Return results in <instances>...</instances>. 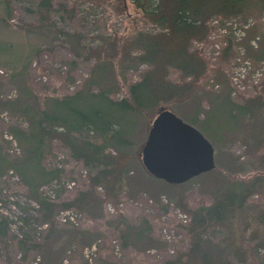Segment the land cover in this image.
Listing matches in <instances>:
<instances>
[{
  "label": "rangeland",
  "instance_id": "rangeland-1",
  "mask_svg": "<svg viewBox=\"0 0 264 264\" xmlns=\"http://www.w3.org/2000/svg\"><path fill=\"white\" fill-rule=\"evenodd\" d=\"M68 1L76 4V17L80 20L76 22L78 27L63 20L57 13H50V22L43 20L40 23L34 12L38 0H0V67L4 72L0 73V99H17L18 103L34 105L35 95L42 97L72 93L86 79L95 85L93 91L105 90L115 100H119L126 95L128 84L138 79L143 64L134 65L114 59L97 65L92 70L93 58L84 59L83 55L69 50L75 47L72 35L76 30L84 35L80 42V51L84 52L86 47L99 45L100 36L110 35L114 31L126 36L134 26L147 33L159 32L161 28L141 19L132 0ZM54 6L56 8L55 3ZM25 9L33 12L28 14ZM248 18L254 20V31L250 30L252 25L245 31L244 36L237 38L236 29ZM208 23L210 30L204 52L210 58L211 70L207 82L187 100L166 104V108L197 128L211 143L216 169L200 173L177 186L153 177L142 164L140 149L157 112L146 109L144 114H129L133 124L127 121L123 129L131 134L127 136L126 145L120 149L129 153L130 159L127 172L120 183L119 202L115 205L112 201L102 203L95 200L81 211L68 208L69 213L61 214V210L56 212L55 221L58 224L47 240L44 243L41 241L43 246L36 251L37 256L30 259L28 264H35L37 260L38 264H67L70 253L73 261L80 260L79 264H152L156 261L154 255L160 259L164 256V251L173 254L169 252V246L158 234L157 226L151 220L155 206L159 203V195L164 194L173 201L176 194L181 192L186 196L189 206L193 207L202 201L209 202L210 196L225 185L228 174L250 180L254 176L255 167L251 166L252 161H259L256 156L264 149V140L261 141L264 134V107L251 115L246 114L242 104L252 96L254 86L264 76V73L259 79L254 76L262 62L258 60V54H264V8H253L247 14L231 18L216 16ZM254 34L260 36L259 48L253 46L256 40L251 36ZM229 45L227 54L223 56V49ZM36 49L46 51L43 52L40 66L32 70L37 63L33 56ZM246 61L251 63V71H248ZM45 65L47 68L44 70ZM87 86L84 88L89 89ZM87 101L102 109H108L105 102L99 103L98 100L90 98ZM9 124L25 127L26 122L22 116L16 115L12 119L8 112L0 109V142L2 139L6 141L7 151L14 154L18 148L6 131ZM255 143H258L257 148L261 147V152L258 149L255 153ZM54 154L55 164L60 166L65 158L63 152L57 150ZM81 169L82 167L77 168L76 178L86 183L88 174ZM260 175L263 176L264 186V171ZM60 181L62 184L59 188L66 192L72 191L74 184L67 187L70 181L67 177ZM0 183V215L10 220L9 227L13 234L21 236L22 233H31L38 225L35 220L38 215L33 209L36 205L23 194V190H18L16 177L11 174L4 175ZM54 189V182L39 187L45 194ZM96 190L103 193L102 186H97ZM147 195L155 203H150ZM250 198L255 200L257 195L253 194ZM107 204L113 207L112 211ZM116 209L124 211L128 223L121 225L117 239L111 240L113 254L107 256L103 246L98 254L101 242L97 238H104L107 233L112 232L113 220L105 222V219L107 213H116ZM247 209L237 213V221L222 228L215 227V231L207 236L206 249L213 264H253L258 256L264 259V249L260 255L257 254L261 238L264 239V225L259 224L257 219L251 220L249 216L255 211ZM70 215L75 220L70 219ZM159 218L161 220L162 215ZM249 220L251 222L246 227L245 223ZM256 228L260 229V234ZM43 229L44 226L37 227L36 241L43 235ZM94 241L96 248H87L85 251L84 246ZM123 242L130 243L133 248L128 250L123 246L122 249ZM69 247L71 252L66 253ZM74 247H82L77 258V252L72 251ZM65 253L67 258L64 257ZM2 255L0 264H8V253L2 251ZM19 256L17 253L15 257Z\"/></svg>",
  "mask_w": 264,
  "mask_h": 264
},
{
  "label": "trees",
  "instance_id": "trees-1",
  "mask_svg": "<svg viewBox=\"0 0 264 264\" xmlns=\"http://www.w3.org/2000/svg\"><path fill=\"white\" fill-rule=\"evenodd\" d=\"M132 2L140 14L139 17L158 25L161 31L147 33L139 30L137 26H134L126 36L114 31L110 35L100 36L99 45L86 47L85 51L81 52L80 42L84 35L80 30H76L72 35L75 47L69 48L71 52L83 55L84 59L93 58L92 70L95 66L114 59L134 65L143 64L138 79L128 84L127 93L121 99L115 100L105 90L93 91L95 85L86 79L72 93L42 97L35 95L34 105L18 103L17 99H0V109L8 112L12 119L19 115L26 122L25 127L13 124L6 127L18 151L11 154L6 149L7 142L3 139L0 142V182L4 175L11 174L16 177L18 190H23V194L36 205L33 209L38 215L35 218L37 227H45L41 231L43 235L39 241H36L38 238L35 236L38 232L37 227H34L31 233L26 232L17 236L10 230V220L0 215V259L3 260L2 251H6L9 255L8 264H28L30 259H35L36 251L43 246L58 224L55 221V214L59 210L76 208L81 211L95 200L102 203L112 201L116 205L121 198L120 183L127 172L130 159L129 153L120 149L126 145L127 136L131 134L123 129L127 121L133 124L128 115L144 114L146 109H153L158 113L162 108L168 109L166 104L183 102L190 98L204 82H207L211 70L210 58L204 52L210 30L208 21L216 16L231 18L247 14L253 8L259 10L264 8V0H132ZM75 5V2L68 0L58 2L38 0L34 12L40 23L44 22L43 20L50 22V13H57L63 20L78 27L76 22L80 20L76 17ZM25 11L28 14L33 12L30 9ZM255 27L253 25L250 30L254 31ZM251 37L257 41L256 48H259L260 36L254 34ZM229 48L230 45L223 49V56L227 54ZM45 51L46 49L34 51L33 56L37 63L32 70L40 66ZM133 51L136 52L132 53ZM258 60H263L264 64L263 53L258 54ZM43 68L45 70L47 66ZM86 86L89 89H85ZM89 98L96 99L99 103L105 102L108 109L88 103ZM242 105L246 114L254 115L255 112L263 110L264 76L254 86L252 96ZM257 147L258 143H255V153L258 149L261 152V147ZM57 150L63 152L65 157L60 166L55 164L54 151ZM256 158L259 161H252L251 166L255 167V174L251 176V180L227 173L225 185L210 196L209 202L202 201L198 206L191 207L181 192L176 194L173 201L167 197V203L162 202L160 195L158 196L159 203L155 206V213L151 218L157 226L158 234L160 227L166 224L175 228L179 237L166 243L167 246L173 247L174 253L167 254L164 251V256L160 259L154 255L156 261L152 264H213L206 249L207 236L211 231H215V227L222 228L232 221H237V213L245 208L254 209L255 213H251L249 218L257 219L259 224L264 225V186L263 176L260 175L264 171V149ZM78 167H82L88 174L86 183L76 178ZM216 167L215 164L214 168ZM63 177L75 182L72 193L59 188ZM49 182H55L57 185L55 189L58 193L54 189L52 197L39 190L40 185ZM170 185L177 186L171 183ZM97 186H102V194L96 190ZM253 194L257 195V199L250 198ZM170 204L188 215V221L183 226L178 225L171 215ZM115 212L107 213L105 222L113 220V228L104 238H97L101 242L98 254L101 246L105 248L107 256L113 254L111 240L117 239L121 225L128 223L123 210L116 209ZM165 214L169 216L167 223L159 218V215ZM250 222L247 221L245 226H249ZM91 244L85 245L84 248ZM123 246L128 250L133 248L128 242H123L122 249ZM263 246L264 239L261 238L260 246L257 247L258 255L263 252ZM70 250L71 247L66 253L71 252ZM81 250L82 247L72 248L73 252H77L75 258L80 255ZM17 253L20 254L18 258L15 257ZM71 255L72 253L68 255L67 264H79L80 260L73 261ZM253 264H264V259L258 256Z\"/></svg>",
  "mask_w": 264,
  "mask_h": 264
},
{
  "label": "water",
  "instance_id": "water-1",
  "mask_svg": "<svg viewBox=\"0 0 264 264\" xmlns=\"http://www.w3.org/2000/svg\"><path fill=\"white\" fill-rule=\"evenodd\" d=\"M147 172L167 183L179 184L214 168V149L194 126L162 108L148 129L140 150Z\"/></svg>",
  "mask_w": 264,
  "mask_h": 264
},
{
  "label": "built area",
  "instance_id": "built-area-1",
  "mask_svg": "<svg viewBox=\"0 0 264 264\" xmlns=\"http://www.w3.org/2000/svg\"><path fill=\"white\" fill-rule=\"evenodd\" d=\"M242 23L243 24L241 25V27L236 29L237 30V33H236L237 34V36H236L237 38H241L242 36H244L245 31H247V29L253 25L254 20L252 18H248L245 21H243ZM253 45L256 46L255 41H254ZM246 63L248 64V65L246 64V67H247L248 71H251V69H250V67H252L251 63L247 62V61H246ZM234 67L232 66V68H234ZM263 68H264V64H263V61H262V62L259 63L258 71L254 73V76H256L257 79H259L263 75V73H264V69ZM0 72H2V71L0 70ZM9 138H11V137L9 136ZM72 184H73V182H68L67 183V187H70ZM47 194L50 195V196H53V193L51 191L47 192ZM160 198H161L162 202L167 203L166 202L167 201V197L162 195ZM148 201L150 203H152L153 199L148 198ZM170 205H171L170 206L171 215L175 218V220L179 224H181V225L185 224L188 221V215L184 211L179 209L178 207H173L172 204H170ZM107 207H108L109 210H111V211L113 210V207L110 204H107ZM64 212L69 213V210H62L61 214H63ZM69 217H70V219L75 220L72 215H70ZM161 219L165 223H167V221L169 219V216L166 215V214L162 215ZM62 220H65V218H63ZM159 232H160L161 238L163 240L167 241V242H171V241L175 240L177 237H179L178 234H177L178 233L177 230L175 228H173V227H168L166 224L165 225L163 224L160 227ZM87 248H96L95 247V242L92 243L89 247H85L84 250L86 251ZM169 252L173 253L174 252L173 248H169ZM87 258H89V256ZM35 264H38V260L36 261Z\"/></svg>",
  "mask_w": 264,
  "mask_h": 264
},
{
  "label": "crops",
  "instance_id": "crops-1",
  "mask_svg": "<svg viewBox=\"0 0 264 264\" xmlns=\"http://www.w3.org/2000/svg\"><path fill=\"white\" fill-rule=\"evenodd\" d=\"M190 124V123H189Z\"/></svg>",
  "mask_w": 264,
  "mask_h": 264
}]
</instances>
